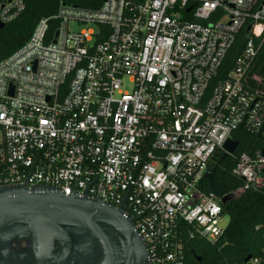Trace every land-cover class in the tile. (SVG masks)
Wrapping results in <instances>:
<instances>
[{
	"label": "built area",
	"instance_id": "2783aa9c",
	"mask_svg": "<svg viewBox=\"0 0 264 264\" xmlns=\"http://www.w3.org/2000/svg\"><path fill=\"white\" fill-rule=\"evenodd\" d=\"M23 8L0 0V23ZM243 25L244 46L217 77ZM261 36L264 0H57L0 59V186L122 206L149 264H184L186 239L213 242L226 226L203 178L212 155L236 130L264 142V91L247 72ZM233 152L242 184L227 193L262 186L260 150Z\"/></svg>",
	"mask_w": 264,
	"mask_h": 264
},
{
	"label": "water",
	"instance_id": "95a60500",
	"mask_svg": "<svg viewBox=\"0 0 264 264\" xmlns=\"http://www.w3.org/2000/svg\"><path fill=\"white\" fill-rule=\"evenodd\" d=\"M29 35L30 30L16 38L15 43L26 41ZM255 137L259 138V133ZM236 144L227 139L223 144V156L232 152ZM260 154L264 157V144ZM214 171V167L207 168L203 178L209 192L220 196L224 204L236 195L227 193L224 182L213 179ZM262 172L264 175V169ZM66 226L77 228L85 240L92 239L97 243L98 264H149L146 246L122 206L116 207L85 192L66 195L49 186H0V235L31 236L33 246L37 247L33 254L34 264L62 263L70 247ZM108 227L114 236L109 235ZM53 240L59 246L54 253L50 251Z\"/></svg>",
	"mask_w": 264,
	"mask_h": 264
},
{
	"label": "trees",
	"instance_id": "16d2710c",
	"mask_svg": "<svg viewBox=\"0 0 264 264\" xmlns=\"http://www.w3.org/2000/svg\"><path fill=\"white\" fill-rule=\"evenodd\" d=\"M81 6H97L101 0H64ZM57 0H24V8L12 21L0 28V59L8 55L19 44L15 39L26 34L37 17L48 16L55 11ZM246 40L244 25L237 31L225 51L217 71L223 77L235 63ZM257 50L252 57L248 74L260 78L259 83H251L264 91V36L255 39ZM236 148L233 154L245 152L253 156L259 152L263 140L253 134L236 130L233 132ZM234 160L230 155L223 156L216 151L207 168H215L213 179L222 181L227 191L242 184L240 177L231 173ZM205 188V182H203ZM227 216L222 235L213 242L198 237L185 240L184 264H264V183L257 189H244L236 197L221 205ZM248 257V259H246ZM253 259H257L253 262Z\"/></svg>",
	"mask_w": 264,
	"mask_h": 264
},
{
	"label": "flooded vegetation",
	"instance_id": "af4514ba",
	"mask_svg": "<svg viewBox=\"0 0 264 264\" xmlns=\"http://www.w3.org/2000/svg\"><path fill=\"white\" fill-rule=\"evenodd\" d=\"M66 228L68 229L70 247L61 264H98L97 243L92 239L85 240L84 234L73 226H66ZM108 232L109 235L114 236L109 227ZM9 234L0 235V264H34L33 254L37 247L33 246L31 236L26 234L9 236ZM2 236L7 237L1 239ZM58 248L57 242L53 240L50 251L54 253Z\"/></svg>",
	"mask_w": 264,
	"mask_h": 264
},
{
	"label": "rangeland",
	"instance_id": "374dc122",
	"mask_svg": "<svg viewBox=\"0 0 264 264\" xmlns=\"http://www.w3.org/2000/svg\"><path fill=\"white\" fill-rule=\"evenodd\" d=\"M227 219H228L227 216H224V217L222 218V223L225 224V223L227 222Z\"/></svg>",
	"mask_w": 264,
	"mask_h": 264
}]
</instances>
